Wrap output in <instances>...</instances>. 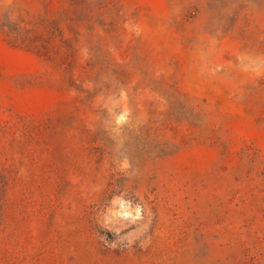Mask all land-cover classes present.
<instances>
[{"label": "rangeland", "instance_id": "374dc122", "mask_svg": "<svg viewBox=\"0 0 264 264\" xmlns=\"http://www.w3.org/2000/svg\"><path fill=\"white\" fill-rule=\"evenodd\" d=\"M0 264H264V0H0Z\"/></svg>", "mask_w": 264, "mask_h": 264}]
</instances>
